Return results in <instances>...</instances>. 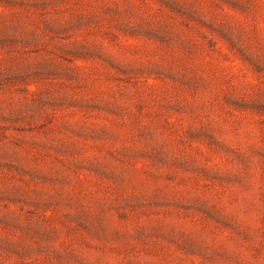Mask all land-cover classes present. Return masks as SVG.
<instances>
[{"label":"rangeland","instance_id":"obj_1","mask_svg":"<svg viewBox=\"0 0 264 264\" xmlns=\"http://www.w3.org/2000/svg\"><path fill=\"white\" fill-rule=\"evenodd\" d=\"M0 264H264V0H0Z\"/></svg>","mask_w":264,"mask_h":264}]
</instances>
